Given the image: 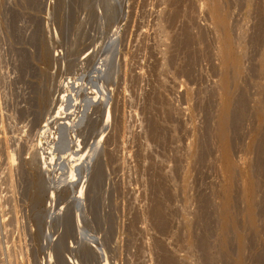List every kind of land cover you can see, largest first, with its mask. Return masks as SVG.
Instances as JSON below:
<instances>
[{
  "label": "rangeland",
  "instance_id": "374dc122",
  "mask_svg": "<svg viewBox=\"0 0 264 264\" xmlns=\"http://www.w3.org/2000/svg\"><path fill=\"white\" fill-rule=\"evenodd\" d=\"M219 1L0 0V264H264V0Z\"/></svg>",
  "mask_w": 264,
  "mask_h": 264
},
{
  "label": "bare ground",
  "instance_id": "6f19581e",
  "mask_svg": "<svg viewBox=\"0 0 264 264\" xmlns=\"http://www.w3.org/2000/svg\"><path fill=\"white\" fill-rule=\"evenodd\" d=\"M168 1L171 2V3H175V0H168ZM177 1H178V0H177ZM209 2H210V6H211V9H210V10H211V11L214 13V15L216 16L217 12L220 11L219 9H220V4H221L220 2H221V1H219V0H209ZM177 3H178V2H177ZM172 6H173V5H172ZM208 6H209V5H208ZM263 6H264V5H263ZM215 13H216V14H215ZM219 15H220V14H217L216 19L219 18V17H221V16H219ZM259 17H260V16H259ZM222 18H223V17H222ZM222 18H221V19H222ZM215 21H216V20H215ZM221 23H222V21H221ZM217 25H218V24H216V26H217ZM220 25H221V24H220ZM226 25H227V24H226ZM218 27H221V30H223V29H222V28H223L222 25H221V26H217V29H218ZM217 32H218V31H217ZM223 34H224V33H222V35H223ZM219 35H220V34H219ZM224 36H225V35H224ZM225 37H226V36H225ZM224 39H225V38H224ZM228 42H229V40H228ZM224 44H225V43H224ZM229 44H230V43H229ZM230 48H231V47H230ZM222 50H223V49H222ZM224 50H225V48H224ZM224 50H223V51H224ZM226 50H227V49H226ZM226 52H227V51H226ZM226 52L224 51L225 54H226ZM225 54H224V57L226 56ZM236 56H237V55H236ZM237 57H238V56H237ZM240 57H241V55H240ZM233 58H234V57H233ZM225 59H226V57H225ZM234 59H235V58H234ZM238 59H239V57H238ZM238 59H237V61H238ZM263 60H264V55H263ZM238 62H239V61H238ZM50 63H51V62H50ZM235 64H236V63H235ZM50 65H51V64H50ZM229 65H230V64H229ZM48 66H49V65H48ZM230 66H231V65H230ZM237 66H239V65H237ZM237 66H235V67H237ZM45 67L48 68L47 66H45ZM45 67H44V68H45ZM51 67H52V66H51ZM228 68H229V67H228ZM239 68H240V67H239ZM232 69H233V68H232ZM236 69H237V68H236ZM46 70H47V69H46ZM57 71H59V70H57ZM234 71H235V70H234ZM236 71H237V70H236ZM236 71H235V72H236ZM52 73L54 74L55 72H52ZM57 73H58V72H57ZM224 73H225V72H224ZM53 74H52V75H53ZM219 74H220V73H219ZM235 74H238V72L235 73ZM233 75H234V74H233ZM233 75H232V76H233ZM236 76H237V75H236ZM240 76H241V75H240ZM54 77H55V76H54ZM56 77H57V76H56ZM229 77H231V76L229 75ZM233 77H234V76H233ZM233 77L231 78L232 80L235 78V77H234V78H233ZM229 79H230V78H229ZM54 80L56 81L55 78H54ZM54 80H53V81H54ZM53 81H52V82H53ZM216 81H217V79H216ZM222 82H223V81H222ZM231 82H232V81H231ZM213 83H214V82H213ZM220 83H221V82H220ZM233 83H234V82H233ZM213 85H214V84H213ZM229 85H230V83H229ZM212 89H213V88H212ZM228 89H229V88H228ZM225 90H226V89H225ZM229 91H230V90H229ZM227 93H228V92H227ZM231 96H232V95H231ZM234 96H235V95H234ZM227 97H228V96H227ZM229 98H230V97H229ZM218 101H219V100H218ZM231 101H232V100H231ZM231 107H232V106H231ZM239 109H240V108H239ZM221 110H222V109H221ZM224 114H225V115H223V117L220 118V119H221V121H220V129H223V130H224V128H225V130H227V129H226L227 126L224 127V126H225L224 123H225V120H226L225 118H227V117H226V113H224ZM230 115H231V113H230ZM230 118H231V117H230ZM228 120H229V119H228ZM216 121H217V120H216ZM119 123H120V122H119ZM155 123H156V122H155ZM215 124H217V123H215ZM226 125H227V124H226ZM213 127H214V126H213ZM216 127H218V126H216ZM223 127H224V128H223ZM115 128H116V127H115ZM214 128H215V127H214ZM154 129H155V128H154ZM216 129H217V131H218L219 128H216ZM225 130H224V134H225V132H226ZM217 131H216V132H217ZM221 131H222V130H221ZM221 133H222V132H221ZM163 134H164V133H163ZM217 135H218V134H217ZM220 135H221V134H220ZM222 135H223V133H222ZM211 139H212V138H211ZM217 139H218V138H217ZM154 140H155V139H154ZM150 141H151V140H150ZM196 141H197V140H196ZM196 144L198 145V143H196ZM262 144H264V143H262ZM252 145H253V144H252ZM258 146H259V145H258ZM260 146H261V145H260ZM195 155H196V154H195ZM195 155H194V156H195ZM240 162H241V161H240ZM239 164H240V163H239ZM250 167H251V166H250ZM231 171H232V170H231ZM234 171H235V170H234ZM226 182H227V181H226ZM238 184H239V183H238ZM256 193H257V192H256ZM241 196H242V195H241ZM253 196H254V195H253ZM167 197H168V196H167ZM218 201H219V200H218ZM254 201H255V200H254ZM158 207H159V206H158ZM253 207H254V206H253ZM253 207H252V208H253ZM158 210H159V209H158ZM252 214H253V213H252ZM166 221H167V220H166ZM188 222H189V221H188ZM187 224H188V223H187ZM188 231H189V230H188ZM156 245H157V244H156ZM157 255H158V254H157ZM166 257H167V256H166ZM166 257H164V258H166ZM164 258L162 257V259H164ZM167 258H168V257H167ZM209 258H210V257H209ZM168 260H169V259H168ZM165 261H166V260H165ZM166 262H167V261H166ZM243 264H244V263H243Z\"/></svg>",
  "mask_w": 264,
  "mask_h": 264
}]
</instances>
